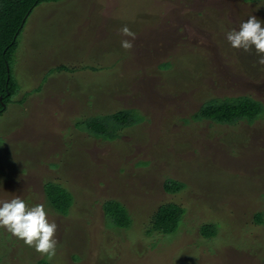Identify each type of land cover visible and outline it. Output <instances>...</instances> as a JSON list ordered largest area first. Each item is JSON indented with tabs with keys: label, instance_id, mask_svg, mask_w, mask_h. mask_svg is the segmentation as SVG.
Returning a JSON list of instances; mask_svg holds the SVG:
<instances>
[{
	"label": "rangeland",
	"instance_id": "rangeland-1",
	"mask_svg": "<svg viewBox=\"0 0 264 264\" xmlns=\"http://www.w3.org/2000/svg\"><path fill=\"white\" fill-rule=\"evenodd\" d=\"M38 2L12 54L18 92L0 113V201L51 209L58 244L49 258L0 228V264H264V65L227 40L264 20L261 0ZM239 96L262 103L256 120L195 119L212 98ZM92 103L107 113L88 116ZM169 180L182 189L167 193ZM47 183L71 194L66 214ZM111 200L127 226L109 217ZM168 204L184 213L165 234L154 217Z\"/></svg>",
	"mask_w": 264,
	"mask_h": 264
},
{
	"label": "trees",
	"instance_id": "trees-1",
	"mask_svg": "<svg viewBox=\"0 0 264 264\" xmlns=\"http://www.w3.org/2000/svg\"><path fill=\"white\" fill-rule=\"evenodd\" d=\"M38 1L40 0H0V113L6 110L7 104L18 92L19 88L17 86L19 85L12 76V54L16 48L15 46L18 44V37L22 31L26 16L30 10L39 3ZM246 1L253 2L258 0ZM59 99L61 100L63 97ZM103 104L105 105V103ZM95 105L96 104L92 106L93 110L98 107ZM100 108L103 110L105 106H100ZM100 108H98V110ZM261 108H263L261 102L247 96L212 98L209 102L203 104L195 116L197 117L195 119L213 120L220 124H236L240 120H256L261 115ZM93 110H90L89 116H93L91 115ZM102 113H107V110L105 109ZM117 113V115H111V117L112 119L121 121L123 119L122 115H124L125 112L118 110ZM99 120H101V118H99L98 121ZM86 126L95 136H100L98 133L101 132V128H104L103 124H99L96 120H92L91 123H88ZM87 127L85 129H87ZM88 129L87 131H89ZM111 137L113 139L115 136L111 135ZM20 161L22 163V170H25L27 166H23V164L26 162V159H20ZM165 186L167 193L171 190L177 192L182 189V184L175 185V182L171 180L167 181ZM44 191L48 196L49 202L53 205V208L59 213L66 214L72 203L71 194L53 183L45 184ZM62 195L67 198L65 201H62ZM105 206L109 217L118 222L120 226H127L129 224L130 221L127 218L128 214L123 205L121 206L119 202L111 200L108 201ZM183 213L184 209L179 205H164L160 207L155 214L154 227L158 230H162L165 234L172 233L173 230L175 231L178 228L177 224L179 225V219ZM201 232L206 237H212L215 234V229L213 225L205 224L201 227Z\"/></svg>",
	"mask_w": 264,
	"mask_h": 264
},
{
	"label": "clouds",
	"instance_id": "clouds-1",
	"mask_svg": "<svg viewBox=\"0 0 264 264\" xmlns=\"http://www.w3.org/2000/svg\"><path fill=\"white\" fill-rule=\"evenodd\" d=\"M260 7H264V0H261ZM122 32L125 36L135 38V34L126 26ZM227 40L231 47L242 49L244 52H250L254 48L260 57L259 63L264 65V20L256 16L249 17L240 25L239 30L227 34ZM121 46L131 49L133 43L130 40H122ZM50 215L51 209L45 205L32 206L20 197L0 201V228L6 229L26 245L49 258L55 255L58 244L57 224L49 219Z\"/></svg>",
	"mask_w": 264,
	"mask_h": 264
},
{
	"label": "crops",
	"instance_id": "crops-1",
	"mask_svg": "<svg viewBox=\"0 0 264 264\" xmlns=\"http://www.w3.org/2000/svg\"><path fill=\"white\" fill-rule=\"evenodd\" d=\"M95 106H96V105H95ZM95 106H94V107H95ZM98 111H99V112H100V111L103 112L102 109H99V110H98V108H95V110L92 111V114H91V115L96 114ZM87 114H88V116H89V115H90V111H89ZM86 130H87V129H86ZM87 132H88V131H87ZM87 132H86V133H87Z\"/></svg>",
	"mask_w": 264,
	"mask_h": 264
}]
</instances>
